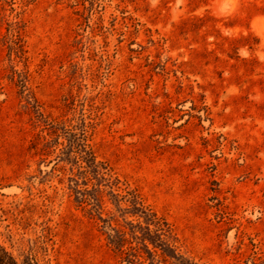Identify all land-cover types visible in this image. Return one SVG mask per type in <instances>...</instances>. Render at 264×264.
Instances as JSON below:
<instances>
[{
    "label": "rangeland",
    "instance_id": "1",
    "mask_svg": "<svg viewBox=\"0 0 264 264\" xmlns=\"http://www.w3.org/2000/svg\"><path fill=\"white\" fill-rule=\"evenodd\" d=\"M81 129L182 259L109 243L122 216L101 186V221L80 194L95 179L60 156ZM0 246L25 264H264V0H0Z\"/></svg>",
    "mask_w": 264,
    "mask_h": 264
},
{
    "label": "trees",
    "instance_id": "2",
    "mask_svg": "<svg viewBox=\"0 0 264 264\" xmlns=\"http://www.w3.org/2000/svg\"><path fill=\"white\" fill-rule=\"evenodd\" d=\"M17 81L23 93L27 89L26 79L19 77ZM63 132L66 133L67 145L61 148L62 154L60 156H66V158L62 159L69 161L81 173H90L93 179H95L92 187L86 186L84 191L80 192L83 199L93 204V208L96 206L95 211H97L98 218L105 223L106 221L101 215L102 203L97 192L103 186L107 190V195L110 196L115 211L120 213L125 222L128 231L112 228H110L111 232L107 230L109 243L116 249H121L125 240L128 239L126 237V234H128L131 239L128 240L135 242L149 257L155 255L156 249H160L167 256L177 260L182 259V255L174 243V235L169 224L145 205L134 190H127L126 195H120L117 192L119 189V179L112 177L107 166L96 160L89 145L86 143L83 129L80 131L64 130ZM122 202H128V205L123 206ZM0 264L25 263L19 262L13 255L0 246ZM28 264L34 263L28 262Z\"/></svg>",
    "mask_w": 264,
    "mask_h": 264
}]
</instances>
